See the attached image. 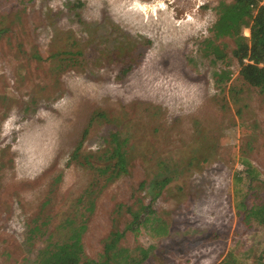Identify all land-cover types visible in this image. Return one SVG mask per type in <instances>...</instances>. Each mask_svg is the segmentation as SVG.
Instances as JSON below:
<instances>
[{"label": "rangeland", "instance_id": "374dc122", "mask_svg": "<svg viewBox=\"0 0 264 264\" xmlns=\"http://www.w3.org/2000/svg\"><path fill=\"white\" fill-rule=\"evenodd\" d=\"M233 1L0 0V264H36L44 239L29 232L45 222V236L57 233L68 216L85 221L84 255L98 260L108 235L126 231L125 209L141 206L159 222L126 231L119 247L149 248L143 264H264V226L235 211L239 192L252 193L243 161L264 183V93L239 77L231 39L216 42L231 62L220 87L225 67L201 52L216 7ZM72 41L84 67L55 81L49 57ZM115 132L140 154L82 215L75 201L97 175L70 156L79 144L103 150ZM198 143L213 154L202 165V146L193 168ZM161 164L178 173L153 200Z\"/></svg>", "mask_w": 264, "mask_h": 264}, {"label": "trees", "instance_id": "16d2710c", "mask_svg": "<svg viewBox=\"0 0 264 264\" xmlns=\"http://www.w3.org/2000/svg\"><path fill=\"white\" fill-rule=\"evenodd\" d=\"M244 30L249 31L248 37L243 35ZM210 32L211 37L203 41L201 52L204 56L212 57L215 62L221 63V66L225 67L223 73L214 74L217 86L220 87V83H223L222 76H225L226 80L228 79L227 69L231 62L224 52L226 45L223 44V48H221L217 46L216 42L228 38L234 42L231 55L238 65L239 77L243 83L264 93V67L262 66L264 64V0L220 2L216 7V20ZM120 50L123 52L124 47ZM49 60L51 61L50 73L54 80L58 81L64 73L69 71L80 72L83 69V47H79L76 42L72 41L64 50L52 53ZM126 67L122 71L123 75L128 74L132 66L127 65ZM85 134L86 131L84 136ZM132 136L135 139V134ZM136 143L134 141V145H132L130 136L115 132L109 136L106 147L101 151L83 153L81 144L74 149L70 156V162L78 166L89 167L97 175L94 179V182L96 179L97 182L93 185L91 183L89 189L84 191L75 201V207L82 209V215L92 214L98 194L119 178L129 174L132 158L140 154V149ZM196 146L198 148L190 152L193 157L189 165L193 168L208 164L213 154L212 147L208 148L199 143ZM202 146L205 151L209 152L210 157H206L201 165L198 162V155H202L200 150ZM141 152H145L147 155L145 150ZM193 162H197V164L192 166ZM243 165L245 167L243 174L250 184L252 193L249 196L248 192L243 194L239 192L237 197L241 200L235 206L236 216L243 222L264 226V198L258 191V185L264 183L258 181V173L247 161H243ZM161 167L166 173L156 177L151 183L153 200L157 199L171 182L172 174L178 173V170L171 169L169 164H161ZM240 176L241 173H238L234 177L235 183L242 181ZM49 203L50 200L44 206L46 207ZM117 211L122 214L124 212L123 205L119 204ZM125 212L131 217L126 226V231L131 232L134 236L140 234V227H147L148 224L152 225L154 222H159V219L153 217L150 206H141L140 211H132L130 208H126ZM44 223L40 222L38 227L29 232L31 240L34 236H38L37 239H44L43 247L36 257V264H143L151 254L149 248L137 247L130 250L119 247L126 231L114 229L106 238L98 260H90L85 257L82 245V237L86 230L84 220L77 222L74 216H68L62 220L57 228V233L53 232L46 236L43 234L45 233L43 231ZM219 264L230 263L225 259Z\"/></svg>", "mask_w": 264, "mask_h": 264}, {"label": "bare ground", "instance_id": "6f19581e", "mask_svg": "<svg viewBox=\"0 0 264 264\" xmlns=\"http://www.w3.org/2000/svg\"><path fill=\"white\" fill-rule=\"evenodd\" d=\"M168 65V64H167ZM167 67V66H166ZM106 81H108V78L105 79ZM60 114V113H59Z\"/></svg>", "mask_w": 264, "mask_h": 264}, {"label": "built area", "instance_id": "2783aa9c", "mask_svg": "<svg viewBox=\"0 0 264 264\" xmlns=\"http://www.w3.org/2000/svg\"><path fill=\"white\" fill-rule=\"evenodd\" d=\"M262 66L264 67V64Z\"/></svg>", "mask_w": 264, "mask_h": 264}]
</instances>
